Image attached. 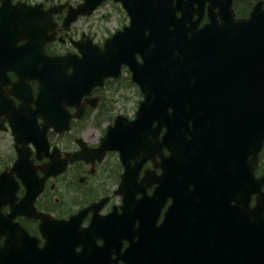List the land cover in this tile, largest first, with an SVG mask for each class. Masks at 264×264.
<instances>
[{
    "label": "water",
    "instance_id": "1",
    "mask_svg": "<svg viewBox=\"0 0 264 264\" xmlns=\"http://www.w3.org/2000/svg\"><path fill=\"white\" fill-rule=\"evenodd\" d=\"M116 1L130 25L104 49L94 46L82 50V59L62 60L61 81L92 88L127 66L143 92L137 118L120 115L101 147L120 152L126 181L146 161L162 160L155 165L163 171L157 189L138 203L145 209L149 200L173 201L158 227L157 216L140 221L142 263L264 264V176L255 177L264 148L262 6L238 20L232 0H208L211 22L199 28V0ZM102 3L88 0L78 13L91 15ZM6 235V245L15 242Z\"/></svg>",
    "mask_w": 264,
    "mask_h": 264
},
{
    "label": "flooded vegetation",
    "instance_id": "2",
    "mask_svg": "<svg viewBox=\"0 0 264 264\" xmlns=\"http://www.w3.org/2000/svg\"><path fill=\"white\" fill-rule=\"evenodd\" d=\"M87 1L0 0V264H147L140 257V221L157 216L158 227L172 206L168 198L149 200L145 209L138 203L157 189L163 171L155 165L162 160L146 161L126 181L118 152L94 151L106 131L94 142L86 120L101 114L111 84L129 83L128 69L92 88L61 81L62 60L82 59V50L107 39L93 32L90 19L112 1L91 16L78 13ZM199 2L194 20L202 28L211 22L210 2ZM258 4L264 11V0H232L235 18H250ZM124 13L126 25L117 30L129 24ZM255 176H264V148ZM6 234L15 242L6 245Z\"/></svg>",
    "mask_w": 264,
    "mask_h": 264
},
{
    "label": "rangeland",
    "instance_id": "3",
    "mask_svg": "<svg viewBox=\"0 0 264 264\" xmlns=\"http://www.w3.org/2000/svg\"><path fill=\"white\" fill-rule=\"evenodd\" d=\"M107 15V16H104ZM126 16L121 11L120 7L114 3H107L100 8L94 16L90 19L91 24L95 25V32L99 39L110 36L116 32V30L123 25H126ZM121 82L111 85L108 92L107 105L102 110L92 112L86 124H90L94 127L95 135L91 137V140L98 142V138L102 135L103 131L108 128L109 124L113 123L115 118L120 114H123L129 118L134 117L135 112L138 109L139 102L142 97L137 89L126 88L127 81L120 80Z\"/></svg>",
    "mask_w": 264,
    "mask_h": 264
}]
</instances>
